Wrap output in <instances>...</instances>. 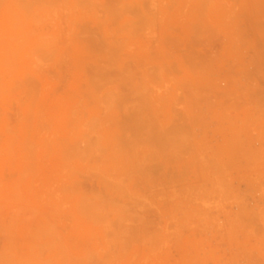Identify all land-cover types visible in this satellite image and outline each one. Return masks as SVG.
I'll return each instance as SVG.
<instances>
[{
  "label": "rangeland",
  "instance_id": "obj_1",
  "mask_svg": "<svg viewBox=\"0 0 264 264\" xmlns=\"http://www.w3.org/2000/svg\"><path fill=\"white\" fill-rule=\"evenodd\" d=\"M0 264H264V0H0Z\"/></svg>",
  "mask_w": 264,
  "mask_h": 264
}]
</instances>
